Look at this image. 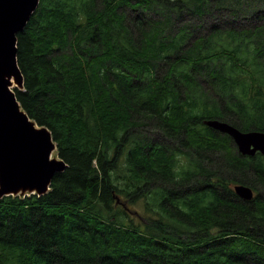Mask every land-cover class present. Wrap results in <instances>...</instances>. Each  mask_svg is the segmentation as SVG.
Segmentation results:
<instances>
[{"label": "trees", "instance_id": "trees-1", "mask_svg": "<svg viewBox=\"0 0 264 264\" xmlns=\"http://www.w3.org/2000/svg\"><path fill=\"white\" fill-rule=\"evenodd\" d=\"M17 61L67 167L0 197V264H264V155L205 124L264 131V0H41Z\"/></svg>", "mask_w": 264, "mask_h": 264}, {"label": "water", "instance_id": "water-1", "mask_svg": "<svg viewBox=\"0 0 264 264\" xmlns=\"http://www.w3.org/2000/svg\"><path fill=\"white\" fill-rule=\"evenodd\" d=\"M41 0H0V197L43 195L51 188L55 174L66 168L65 161L52 158L57 144L46 126H39L19 102L10 77L19 88L24 79L17 61V34L24 31ZM205 124L229 135L244 156L264 155V131H243L217 118ZM234 191L251 200L255 191L249 185L235 184Z\"/></svg>", "mask_w": 264, "mask_h": 264}, {"label": "bare ground", "instance_id": "bare-ground-1", "mask_svg": "<svg viewBox=\"0 0 264 264\" xmlns=\"http://www.w3.org/2000/svg\"><path fill=\"white\" fill-rule=\"evenodd\" d=\"M13 80H14L15 83H16V79H15V76H14V75H12V76L10 77V81H11V84H12L11 87H13ZM55 152H56V150H54V151L52 152V155H51L52 158L56 157V155L54 154ZM65 163H66V162H65ZM66 167H67V164H66ZM65 169H66V168H65ZM65 169H64V170H65ZM64 170H63V171H64ZM59 173H60V172H59ZM55 175H56V174H55ZM55 175H54V176H55ZM51 183H52V181H51ZM234 186H235V185H234ZM50 189H51V188H50Z\"/></svg>", "mask_w": 264, "mask_h": 264}, {"label": "rangeland", "instance_id": "rangeland-1", "mask_svg": "<svg viewBox=\"0 0 264 264\" xmlns=\"http://www.w3.org/2000/svg\"><path fill=\"white\" fill-rule=\"evenodd\" d=\"M15 88H19V85H17V83H15V81L13 80V89H15ZM54 154L57 156V150Z\"/></svg>", "mask_w": 264, "mask_h": 264}]
</instances>
